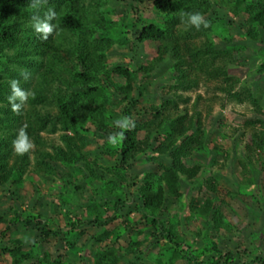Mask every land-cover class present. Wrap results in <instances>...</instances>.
<instances>
[{
  "label": "trees",
  "instance_id": "obj_1",
  "mask_svg": "<svg viewBox=\"0 0 264 264\" xmlns=\"http://www.w3.org/2000/svg\"><path fill=\"white\" fill-rule=\"evenodd\" d=\"M128 1L129 9L113 20L106 0H47L39 15L55 9L52 23L57 27L43 40L32 27L36 12L30 7L32 0H0V187L13 203L9 215L0 213V253L9 256L10 264L58 262L59 258L48 261L47 252L23 235L33 229L37 243L62 235L66 249L87 250L81 260L76 256L80 264H145L142 254L151 247H157L158 254L147 264H264L259 244L239 250V237L229 242L232 246L220 238L237 229L220 208L223 204L236 219L240 212L250 221L256 215L234 198L253 183L245 171L247 164L242 165L234 190L226 191L229 200L216 196L212 179L217 176L212 174L204 180L203 200L189 196L181 201L180 182L194 180L206 164L203 155L208 147L198 112L188 115L178 106L183 99L179 91L194 87L201 73L203 81H219L225 94L249 99L258 108L244 83L235 89L238 78L227 73L226 65L249 43L259 61L254 71L264 73V0H149L152 16L144 18L138 6L143 0ZM183 12H200L209 27L197 30L181 22ZM232 21L242 43L227 31ZM131 43L153 44L154 55L147 62L131 63ZM114 45L127 48V64L107 63L106 53ZM161 66L160 90L144 97ZM24 71L28 79L21 75ZM13 79L29 93L19 114L9 102ZM123 116L132 117L135 128L122 142L108 143L110 133L121 131L114 121ZM254 122L264 125L258 119L248 123ZM21 128L33 144L23 155L13 148ZM55 132L57 143L41 134ZM250 136L246 157L258 162L264 131L253 130ZM210 158L214 161L215 154ZM137 165L141 169L136 170ZM49 178L58 183L56 198L47 202L58 208V219L20 208L9 188L24 180ZM130 185L134 187L130 198L120 195ZM260 187L264 189V184ZM74 195L82 198L78 205L85 209L70 217L68 200ZM41 198L38 207H43L45 195ZM127 200L135 201L133 208ZM184 207L187 214L182 219L178 213ZM134 212L136 217L129 220ZM56 220L63 221L64 229L59 221L52 225ZM243 225L248 227L247 222ZM260 235L264 237V229L247 231L253 242L260 241Z\"/></svg>",
  "mask_w": 264,
  "mask_h": 264
},
{
  "label": "rangeland",
  "instance_id": "obj_2",
  "mask_svg": "<svg viewBox=\"0 0 264 264\" xmlns=\"http://www.w3.org/2000/svg\"><path fill=\"white\" fill-rule=\"evenodd\" d=\"M106 1H108L107 6L110 9V14H112L110 18L113 20H117L120 17L121 13H124L129 9L128 0ZM149 2V0H143L142 2L138 3L139 9L141 10V18L152 16L149 9ZM215 10L217 11V14L219 16H224L223 11H219L218 9ZM110 14H108V16ZM235 28V22L232 21V23L228 25L227 31H229V33L233 35L234 40H236L237 42L240 41L242 43L243 40L235 34ZM244 46L245 49H243L241 52L233 53V58L227 61L226 69L227 73L230 76L238 78L239 82L236 85L235 89L239 90V86L244 83L251 91V96L256 100L258 108H256L252 101H250L249 99H244L242 97L241 100H236L231 96L225 94L224 91L220 89L221 87L219 86V81L213 79H206L205 81H203L201 79V73H198V83L194 87H191L190 89H186L184 91H179L183 98L182 100L184 101L179 100L178 106L181 108L185 107L188 115H190L192 112H198V117L205 133L208 147V150L203 155V160L206 162V164L198 171V173L194 177V180H181L180 185L181 191L183 192L181 201L184 200V202H186V199H188L189 196H193L195 201L198 202L203 200L204 196L206 195V190L203 186L204 180L206 177H208V175L211 176L212 174L214 176H217L215 179H212V184L215 185L216 188V196L225 200H229L226 191L228 190V188L234 190V186L238 184L241 176L240 169H242L243 164H247L248 166L246 167L245 171L247 175L251 177L253 183L250 187L247 188V190H244L245 192L237 193L234 198L236 202L242 203V207H244L245 205V208L247 207L248 211H254L256 214V218L254 217V219L250 221L248 220V215L244 216L240 212L241 216L236 219L231 216L232 213L231 211H229L230 208L227 206L228 204H223L222 206H220V208L224 209L223 212L227 213L228 220H231L230 222L234 224L237 229L233 227V234L224 232L220 238L225 244H227L228 246H232V244L230 243L235 242L234 238H236L237 236L239 238L236 239L241 240V243L238 244V249L241 250L242 248H246V250L248 251L251 250L252 244H259L261 248L264 249V243L262 241L264 237L262 235L259 236L260 241L256 242L251 241V239L247 236V231L249 229H264V206L260 204L262 202L261 200L264 199V189H261L260 187L262 184H264V150L259 153L260 159L257 162L254 157H246L249 150L247 151L245 148L246 144L247 146H251L250 134L253 130L264 131V125H259L257 124V122H254L253 124L248 123L251 120L258 119L263 121L264 124V73L262 75H259L254 71V66L259 62L257 58L253 56L255 47L249 43H246ZM131 47L133 52V59H131L130 61L131 63L135 61L147 62L150 57L154 55L153 44L135 43L134 45L132 44ZM106 61L109 65L115 63L127 64V48L114 45L106 53ZM131 65L132 64H130V66ZM163 69L164 67L162 68L161 66L156 70L155 75L149 82V87L145 92L144 97H151L154 91H157L160 84H162L160 82L162 80L158 79V77L162 76ZM41 134L45 137V140L53 141L56 143L58 142V132ZM96 140L98 142L97 144L101 142V139L98 140L97 137ZM89 146H91V148L94 147L92 144ZM215 148L216 150H218V152H216ZM220 151H225L226 156H223L224 152ZM212 153L215 154L214 161H211L210 158ZM158 158L160 159L162 157L158 156ZM164 158L165 157H163V159ZM189 161V157L184 159L185 163H189ZM134 168L136 170L141 169V167L138 165L134 166ZM56 171L60 172L61 168L57 167ZM219 176L222 177V179H220ZM224 182L229 187H226L223 184ZM57 185L58 183L56 181L49 178L45 180H37L35 183H30L28 180H24L21 186L16 187L9 185V188L13 190L12 197H14V200L20 205V208L27 209L28 207H30L32 213L34 214L40 212L47 218L54 217V219H58V208L54 207V205H52V207L51 205L47 204L50 199L53 200V198H56V192L58 191ZM133 188L134 187L131 185L128 186L127 190L123 192L120 191V195L130 198V192L134 191ZM4 193V189L0 187V213L2 212L9 215L13 203L10 198L3 196ZM251 194H253L254 197H252ZM42 195H45V198L42 200L43 207H38L39 202H41L40 200L42 199ZM253 198H256L255 204ZM258 198L259 202L257 200ZM68 202V212L70 214V217L75 214H79V212H83L85 209L84 207H80L78 205L82 203V198L78 197V195L72 196L68 200ZM127 204L130 208H133L135 201L127 200ZM165 208L170 207L166 206ZM172 212L174 213V211ZM172 212L171 214H173ZM163 214L165 213L163 212ZM178 214L179 217L183 219V216L187 214L186 208L184 207ZM135 217L136 214L134 212L133 214L130 213L128 218L129 220H132ZM62 220H56L52 225H57L56 222L59 221V226H62L64 221ZM190 220L192 222H195V224L197 223V220ZM246 222L248 223V227L243 225ZM249 223L251 225H249ZM181 224L182 229L187 232V230L185 229L186 226H183V223ZM2 228L3 226L0 225V230ZM19 228L22 229L20 225ZM61 229H64V226H62ZM89 231L93 232L94 228L89 227ZM34 233L35 232L33 231V229H29L28 233L25 232L23 235L28 234V236L26 237L29 238L31 242H33V245L36 244L38 250L43 249L44 251H46L48 254V261L50 262H52L54 258H59V261L55 264H69V261L72 262L71 264H80V260L81 258H83L80 255L87 256V250L82 251L81 249L75 247H69V249H66L65 244L61 239L62 235H57L56 237L50 236L46 241L37 243ZM5 235L7 236L8 233H6ZM4 239L5 237L2 240ZM28 245L29 244H26V246ZM156 253L158 254L157 247H151L145 250V252L142 254V258L145 261V264L152 261ZM63 255H65V257H63ZM76 256H80V260L77 259ZM0 264H10L9 256L6 253H0ZM23 264H26V262H24Z\"/></svg>",
  "mask_w": 264,
  "mask_h": 264
},
{
  "label": "clouds",
  "instance_id": "obj_3",
  "mask_svg": "<svg viewBox=\"0 0 264 264\" xmlns=\"http://www.w3.org/2000/svg\"><path fill=\"white\" fill-rule=\"evenodd\" d=\"M47 0H32L30 7L36 12L31 16V23L34 31L40 36L41 39L47 40L50 35L56 29V25L52 23L56 19L57 13L55 9L49 7L46 12H44L43 17L39 15V8L46 4ZM181 22H185L190 26L195 27L197 30L203 26L204 28L209 27V21L200 12H183L180 16ZM24 79H28L29 73L24 71L21 73ZM11 95L9 96V102L12 105L13 112L17 114L20 113L21 105L28 99L29 93L22 90L19 86L18 80L10 81ZM16 101H19L17 103ZM114 125L121 129L117 133H110L108 136V143L116 144L122 142L126 138V132L131 131L135 128V121L130 116H123L114 121ZM33 147L24 128H21L17 138L13 141L14 151L23 155L27 153Z\"/></svg>",
  "mask_w": 264,
  "mask_h": 264
}]
</instances>
